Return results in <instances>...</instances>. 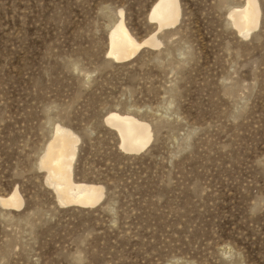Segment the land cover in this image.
Here are the masks:
<instances>
[{"label": "rangeland", "instance_id": "1", "mask_svg": "<svg viewBox=\"0 0 264 264\" xmlns=\"http://www.w3.org/2000/svg\"><path fill=\"white\" fill-rule=\"evenodd\" d=\"M0 0V264H264V0L258 29L229 21L245 0ZM124 12L163 43L108 56ZM110 111L152 126L139 154ZM57 124L81 139L75 179L103 186L93 209L63 207L39 169Z\"/></svg>", "mask_w": 264, "mask_h": 264}, {"label": "bare ground", "instance_id": "2", "mask_svg": "<svg viewBox=\"0 0 264 264\" xmlns=\"http://www.w3.org/2000/svg\"><path fill=\"white\" fill-rule=\"evenodd\" d=\"M182 15L180 0H156L148 17L159 31L175 28ZM109 35L108 56L116 61L131 60L142 48H158L163 45L157 34L152 33L138 41L125 24L124 12ZM229 21L243 37H250L259 27L261 8L259 0H245L241 6L231 9ZM105 122L117 132L120 147L128 154H139L153 140V130L147 121L131 113L110 111ZM80 137L70 128L57 124L39 162L45 172V183L55 193L59 205L82 209L96 208L105 198L103 186L75 179L74 163L77 158ZM0 206L19 210L24 200L18 189L6 197H0Z\"/></svg>", "mask_w": 264, "mask_h": 264}]
</instances>
